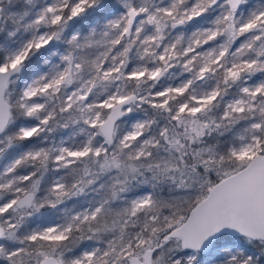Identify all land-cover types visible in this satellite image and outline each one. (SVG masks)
I'll use <instances>...</instances> for the list:
<instances>
[{
    "label": "snow or ice",
    "instance_id": "obj_1",
    "mask_svg": "<svg viewBox=\"0 0 264 264\" xmlns=\"http://www.w3.org/2000/svg\"><path fill=\"white\" fill-rule=\"evenodd\" d=\"M0 264H264V0H0Z\"/></svg>",
    "mask_w": 264,
    "mask_h": 264
}]
</instances>
